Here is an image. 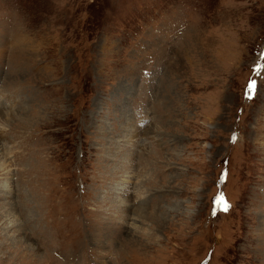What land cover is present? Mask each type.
<instances>
[{
  "label": "rangeland",
  "instance_id": "obj_1",
  "mask_svg": "<svg viewBox=\"0 0 264 264\" xmlns=\"http://www.w3.org/2000/svg\"><path fill=\"white\" fill-rule=\"evenodd\" d=\"M0 264H264V0H0Z\"/></svg>",
  "mask_w": 264,
  "mask_h": 264
},
{
  "label": "snow or ice",
  "instance_id": "obj_2",
  "mask_svg": "<svg viewBox=\"0 0 264 264\" xmlns=\"http://www.w3.org/2000/svg\"><path fill=\"white\" fill-rule=\"evenodd\" d=\"M216 203L218 205L222 206L224 211H228V209L230 207V205L225 202L223 195H221L220 197L217 198Z\"/></svg>",
  "mask_w": 264,
  "mask_h": 264
},
{
  "label": "bare ground",
  "instance_id": "obj_3",
  "mask_svg": "<svg viewBox=\"0 0 264 264\" xmlns=\"http://www.w3.org/2000/svg\"><path fill=\"white\" fill-rule=\"evenodd\" d=\"M10 224H14V222L12 221V222H10Z\"/></svg>",
  "mask_w": 264,
  "mask_h": 264
}]
</instances>
